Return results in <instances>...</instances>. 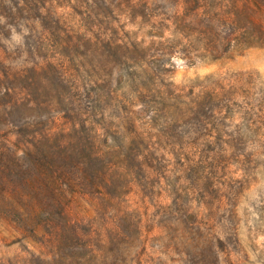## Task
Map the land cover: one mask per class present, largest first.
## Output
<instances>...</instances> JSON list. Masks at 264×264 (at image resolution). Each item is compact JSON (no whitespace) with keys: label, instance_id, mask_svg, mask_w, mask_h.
Masks as SVG:
<instances>
[{"label":"rangeland","instance_id":"1","mask_svg":"<svg viewBox=\"0 0 264 264\" xmlns=\"http://www.w3.org/2000/svg\"><path fill=\"white\" fill-rule=\"evenodd\" d=\"M27 1L0 0V264H264V36L222 37L264 0Z\"/></svg>","mask_w":264,"mask_h":264},{"label":"trees","instance_id":"2","mask_svg":"<svg viewBox=\"0 0 264 264\" xmlns=\"http://www.w3.org/2000/svg\"><path fill=\"white\" fill-rule=\"evenodd\" d=\"M32 1V0H31ZM33 2H40V0H33ZM21 3V4H19ZM17 3L18 6L24 4L27 5L26 8H30V5L27 2H24V0H21V2ZM216 17H220L223 18L224 15L219 14V13H213ZM241 15L238 14L237 17L239 18ZM239 23L234 22L228 25V28L230 31L224 32L222 34V37L227 40V42L230 44L232 41H237V42H246V43H252V41L256 40L257 38H262L261 36H264V32H260V33H254L251 32L250 29L245 28L244 30L242 29L241 31H239ZM204 31L203 34L208 38V39H214L219 37L221 34L217 31V28L213 25V24H207L204 27ZM4 78H0V87L3 86V90L2 88H0V100H4L6 98L9 97V92H13V87L11 85H8V82L11 81V79L9 78L8 74H3ZM90 95V94H89ZM13 96V95H12ZM92 96L90 95V98ZM12 98V97H11ZM14 101H16L17 99H13ZM81 101V100H79ZM60 175L62 176V178H67L66 173L64 171H61ZM71 175L70 172H68V176ZM69 178V177H68ZM92 186L94 184L91 183Z\"/></svg>","mask_w":264,"mask_h":264},{"label":"clouds","instance_id":"3","mask_svg":"<svg viewBox=\"0 0 264 264\" xmlns=\"http://www.w3.org/2000/svg\"><path fill=\"white\" fill-rule=\"evenodd\" d=\"M177 63H179V61H177Z\"/></svg>","mask_w":264,"mask_h":264}]
</instances>
